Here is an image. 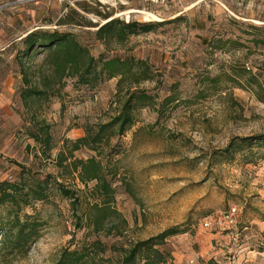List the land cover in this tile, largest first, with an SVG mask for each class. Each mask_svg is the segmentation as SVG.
Masks as SVG:
<instances>
[{
  "label": "rangeland",
  "instance_id": "obj_1",
  "mask_svg": "<svg viewBox=\"0 0 264 264\" xmlns=\"http://www.w3.org/2000/svg\"><path fill=\"white\" fill-rule=\"evenodd\" d=\"M111 19L162 24L122 44L96 40V28ZM35 30L69 33L96 60L145 61L150 79L118 85L100 74L89 86L58 82L45 51H24L22 39ZM256 81L264 83V0L147 9L138 0H0V181L17 184L22 201L0 207V264H54L65 250L95 257L90 264L114 263L131 244L173 227L204 237L208 264L264 257V145L226 152L264 135ZM32 89L42 94L24 95ZM129 92L150 100L132 109L123 135L115 126L93 142ZM83 137L88 146L74 151ZM90 158L101 165L107 193L78 180L74 161ZM94 205L113 213L98 231ZM231 206L239 211L235 228H202ZM16 216L35 227V238L26 248H2L1 232L14 233ZM182 235L160 251L180 257Z\"/></svg>",
  "mask_w": 264,
  "mask_h": 264
},
{
  "label": "trees",
  "instance_id": "obj_2",
  "mask_svg": "<svg viewBox=\"0 0 264 264\" xmlns=\"http://www.w3.org/2000/svg\"><path fill=\"white\" fill-rule=\"evenodd\" d=\"M162 23H138L131 21L124 23L119 19H111L103 25L96 28L93 36L96 40L102 42H116L122 44L130 36H136L143 33H148L154 30ZM24 51L30 53L37 49L38 51H45L46 56L44 59L45 64L52 68V75L60 82L64 78H76L77 83L89 86L93 83L98 75H104L107 79L119 78L117 84L121 83L127 78L131 77L135 84L150 79V68L145 61L135 60L133 57L120 58L100 57L95 59L89 52L86 46L81 45L77 39L69 33H61L58 31H44L35 30L30 32L22 39ZM98 64L100 70L97 71ZM22 66V65H21ZM252 92L259 101L264 102V83L256 81L253 85ZM27 90V89H26ZM23 91L24 95L42 94L37 89L31 91ZM150 99L135 93L128 94L126 102L123 104L119 115L113 121L101 128V131L96 135L93 142H100L102 139L103 131L108 128L118 126V134L123 135L129 127L132 126L131 111L138 105L146 104ZM31 138L35 142H41L39 137L31 134ZM47 146L48 140L44 141ZM73 144V150L76 151L82 146H88L87 137L76 140ZM255 145H264V135L257 137H248L239 139V144L231 143L228 145L226 152L233 149L239 150L242 147H252ZM74 169H79L78 180L81 183L86 181H95L96 186H102L104 192L107 193L108 186L101 181V165L94 158L86 161H74ZM65 194H68L65 192ZM18 192V185L9 181H0V207L7 204L19 207L21 199ZM36 200H41L36 197ZM95 212L94 228L99 230L105 220L113 214L112 211L104 205H94ZM12 227L15 231L10 229L8 232L5 230L3 233L4 238L1 242L2 248L9 247L11 249L26 248L28 244L35 238V227L21 222L16 216ZM185 234L180 231L178 227L169 228L155 237H151L145 241H140L131 244L128 248L123 249L121 257L116 259V262L109 261V264H167L171 260V254L168 252L160 251V247L165 244L168 238ZM95 262V257H90L89 254H80L77 251H63L59 259L54 264H90Z\"/></svg>",
  "mask_w": 264,
  "mask_h": 264
},
{
  "label": "crops",
  "instance_id": "obj_3",
  "mask_svg": "<svg viewBox=\"0 0 264 264\" xmlns=\"http://www.w3.org/2000/svg\"><path fill=\"white\" fill-rule=\"evenodd\" d=\"M202 239H204V237L200 234H184L180 236L176 241L178 243L177 251L180 257H172L167 264H208L210 257H204V255L201 254L200 243ZM249 256L242 257V259H240V257L236 262H233V264H260L264 262V257Z\"/></svg>",
  "mask_w": 264,
  "mask_h": 264
},
{
  "label": "built area",
  "instance_id": "obj_4",
  "mask_svg": "<svg viewBox=\"0 0 264 264\" xmlns=\"http://www.w3.org/2000/svg\"><path fill=\"white\" fill-rule=\"evenodd\" d=\"M120 1V0H119ZM146 9L149 7H164L174 4L180 0H138ZM239 211L236 206H231L225 211L214 213L204 219L202 228L206 231H214L221 229H233L238 223Z\"/></svg>",
  "mask_w": 264,
  "mask_h": 264
},
{
  "label": "bare ground",
  "instance_id": "obj_5",
  "mask_svg": "<svg viewBox=\"0 0 264 264\" xmlns=\"http://www.w3.org/2000/svg\"><path fill=\"white\" fill-rule=\"evenodd\" d=\"M144 13V12H143ZM145 18H148V16L147 17H145Z\"/></svg>",
  "mask_w": 264,
  "mask_h": 264
}]
</instances>
